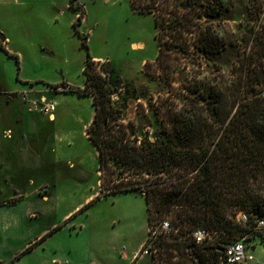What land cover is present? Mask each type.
Masks as SVG:
<instances>
[{
  "label": "rangeland",
  "instance_id": "1",
  "mask_svg": "<svg viewBox=\"0 0 264 264\" xmlns=\"http://www.w3.org/2000/svg\"><path fill=\"white\" fill-rule=\"evenodd\" d=\"M68 1L0 0V32L10 53L0 48V264H129L133 255L132 264H152L151 254L141 253L150 227L145 197L101 194L99 155L86 133L93 99L63 92L84 87L89 53L112 82L121 78L113 100L122 109V123L144 126L146 138L159 128L149 103L159 109L163 99L181 107L182 84L199 69L197 60L176 62L172 87L152 79L145 73V64L158 54L151 15L135 12L130 0H81L85 11L79 20ZM55 2L61 13L52 9ZM235 2L242 13H255L247 0ZM243 24L244 19L224 26L240 55ZM226 56L234 60L230 52ZM205 68L206 77L215 79L214 68ZM15 90L22 92L19 97ZM50 103L56 105V121L44 110ZM8 126L13 141L3 140ZM245 244L254 264H264V245Z\"/></svg>",
  "mask_w": 264,
  "mask_h": 264
},
{
  "label": "trees",
  "instance_id": "2",
  "mask_svg": "<svg viewBox=\"0 0 264 264\" xmlns=\"http://www.w3.org/2000/svg\"><path fill=\"white\" fill-rule=\"evenodd\" d=\"M130 3L135 12L154 18L158 54L145 64L150 78L172 87L180 59L196 58L199 69L182 84L181 107L163 99L159 109L149 103L159 128L141 138L144 126L124 125L122 109L115 106L121 78L112 82L87 54L84 87L66 92L93 99L95 114L86 133L99 155L101 194L145 197L150 227L141 253H150L152 264H225L233 242L264 245V230L256 228L264 218V0H247L255 9L251 14L237 10L235 0ZM83 17L84 11L79 20ZM242 19L240 55L224 26ZM4 41L0 32V48L9 55ZM87 43L83 36L86 51ZM207 66L216 71L215 79L206 77ZM240 211L249 217L245 224L237 220ZM168 217L172 230L154 238L156 225ZM197 229L210 239L197 243Z\"/></svg>",
  "mask_w": 264,
  "mask_h": 264
},
{
  "label": "built area",
  "instance_id": "3",
  "mask_svg": "<svg viewBox=\"0 0 264 264\" xmlns=\"http://www.w3.org/2000/svg\"><path fill=\"white\" fill-rule=\"evenodd\" d=\"M46 113H48L50 119L55 117L56 105L50 103L44 107ZM238 222L245 224L249 221V217L245 212H240L237 215ZM257 229L264 230V218L257 220ZM172 230V226L169 221H163L156 225L152 235L156 238L158 235L166 233ZM193 237L197 243L210 239L209 233L204 229H197L194 231ZM249 248L243 241L233 242L229 244L225 250V264H254V258L248 255Z\"/></svg>",
  "mask_w": 264,
  "mask_h": 264
},
{
  "label": "crops",
  "instance_id": "4",
  "mask_svg": "<svg viewBox=\"0 0 264 264\" xmlns=\"http://www.w3.org/2000/svg\"><path fill=\"white\" fill-rule=\"evenodd\" d=\"M53 1V0H52ZM70 1L71 0H69L68 1V3H67V8H69V9H71V10H73V11H75L76 13H77V17H79V15L81 14V12L82 11H85V5L83 4H81V0H74V8H70ZM52 6V9H54L56 12H60L61 13V8H58L59 6H58V3L57 2H55V4H51ZM4 35V34H3ZM4 38H5V41L3 42V46L4 47H6L5 45H7V38L4 36ZM135 46V45H134ZM143 47H144V44H143ZM6 50H7V47H6ZM94 60H99V59H97V58H94ZM72 87H74V86H72ZM14 93H18V97H19V95L22 93L20 90H15L14 91ZM67 92L65 91V92H63V94H66ZM93 117H94V115H93ZM49 119H50V117H49ZM92 120H93V118H91V120H90V122L88 123V125H87V127L91 124V122H92ZM53 121H56V116L54 117V120ZM3 135H4V138H3V140L5 139V140H9V141H13L14 139H15V137L16 136H14V131H13V129L10 127V126H8V127H5L4 128V130H3ZM87 138H88V135H87ZM89 139V138H88ZM0 144H1V142H0ZM0 154H1V147H0ZM71 170H75L74 168H71ZM99 184H100V182H99ZM96 197V196H95ZM92 199H94V196H92V197H90V198H88L87 200H86V202L88 203V202H91L92 201ZM82 205H80L79 207H81ZM83 208V207H82ZM144 246V244H141V247H143ZM135 255H133L132 256V258H131V260L129 261L130 263L129 264H132L133 262H134V260H135V257H134Z\"/></svg>",
  "mask_w": 264,
  "mask_h": 264
},
{
  "label": "bare ground",
  "instance_id": "5",
  "mask_svg": "<svg viewBox=\"0 0 264 264\" xmlns=\"http://www.w3.org/2000/svg\"><path fill=\"white\" fill-rule=\"evenodd\" d=\"M50 120L52 121V120H54V118L53 119H50Z\"/></svg>",
  "mask_w": 264,
  "mask_h": 264
}]
</instances>
